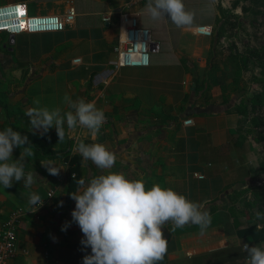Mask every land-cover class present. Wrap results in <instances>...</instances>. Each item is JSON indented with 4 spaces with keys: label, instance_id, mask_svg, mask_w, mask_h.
<instances>
[{
    "label": "crops",
    "instance_id": "obj_1",
    "mask_svg": "<svg viewBox=\"0 0 264 264\" xmlns=\"http://www.w3.org/2000/svg\"><path fill=\"white\" fill-rule=\"evenodd\" d=\"M16 1L20 0L0 3ZM25 1L30 29L15 36L0 33V97L7 96L6 107L0 105V130L10 126L28 137L35 156L20 163L26 173L34 171L38 177L30 189L23 180L14 181L10 188L0 185V221L18 207L25 210L17 227V256L10 264H51L47 251L62 264H83L84 255L91 254V248L81 244L83 233L72 220L75 200L68 185L73 164L67 166L66 158L56 157L69 150L77 135L85 144H103L116 156L114 167L102 170L77 153L78 174L86 184L90 178L118 172L142 180L146 188H171L211 214L212 223L203 234L197 225L172 231L174 225L166 224L168 250L158 264H249L244 243L264 247V241L256 243L239 235L229 209L243 212L240 228H245L248 210L246 201L240 202L245 193L234 192L247 188L239 184L254 174L248 162L257 152L256 141L239 139L248 123L236 110L235 92L227 90L229 102L223 103L221 84L231 81L220 73L216 38L193 31L199 25L214 27L221 15L219 0H183L192 21L182 27L167 16L152 20L147 2L132 8L160 48L151 55L148 67L122 68H116L113 46L123 24L117 11L124 0ZM109 13L112 21L107 25L103 16ZM76 58L81 62L75 63ZM214 64L219 67L217 84L210 76ZM65 94L74 101L95 102L104 111L106 120L95 138L79 126L63 142L58 141L55 127L44 135L32 129L25 111L31 107L68 111ZM36 99L39 105L34 104ZM189 118L193 124L185 125ZM247 147L248 156L242 154ZM20 152V147L14 148L13 160L19 159ZM42 162L65 168L58 176L51 175ZM31 192L43 200L35 212L28 204Z\"/></svg>",
    "mask_w": 264,
    "mask_h": 264
},
{
    "label": "clouds",
    "instance_id": "obj_2",
    "mask_svg": "<svg viewBox=\"0 0 264 264\" xmlns=\"http://www.w3.org/2000/svg\"><path fill=\"white\" fill-rule=\"evenodd\" d=\"M146 12L154 21L167 16L177 27L192 21V14L185 9L183 0H147ZM64 103L70 110L63 113L59 107L27 109L25 115L29 117L32 129L40 130L44 135L55 127L58 141L63 142L66 134L70 137L72 130L79 126L88 129L95 138L106 120L104 111L97 108L95 102L83 98L74 101L67 94ZM34 104L39 105V99ZM17 147L21 148L20 157L13 160V150ZM76 151L83 161L90 160L102 170L112 169L116 162L115 154L100 143L80 141L74 154ZM34 156L26 135L10 126L0 130V185L10 188L14 181L23 180L24 187L30 189L38 177L34 171L26 173L20 161ZM42 164L49 174L56 176L61 168H65L52 163ZM87 181L86 184L85 178L77 180L79 190L70 194L75 200L72 220L84 236L81 244L91 248V254L84 255L83 264H158L168 250L163 233L166 224L174 225L172 231L188 224L197 225L203 234L212 223L211 214L203 210V205L171 188L160 185L146 188L142 180H132L111 171ZM42 203L37 193H29L28 204L32 212ZM255 220L264 221V213L257 211ZM255 225L257 231L264 229V224ZM67 226H62V230ZM243 250L249 257V264H264V247L244 243Z\"/></svg>",
    "mask_w": 264,
    "mask_h": 264
},
{
    "label": "rangeland",
    "instance_id": "obj_3",
    "mask_svg": "<svg viewBox=\"0 0 264 264\" xmlns=\"http://www.w3.org/2000/svg\"><path fill=\"white\" fill-rule=\"evenodd\" d=\"M218 3L221 15L214 24V37L217 42L216 56L220 57L219 64L222 65L220 73L225 81L232 82L237 70L236 57L248 56L249 63L247 65L244 66L240 62L242 75L239 90L233 93V97L236 105L243 97L248 101L250 107L249 113L246 114L248 127L245 133L248 134L249 141L255 140L260 130L254 129L253 118L264 116V105L253 107L250 105V100L261 94L264 89V0H219ZM255 146H257V152L255 155L253 154V158L251 156V162H248L252 166L254 174H248V181L239 184L240 188L246 185L249 189L240 200L241 205L244 201L248 204L252 203L254 191H263L264 193V143L256 142ZM249 153H252L250 148ZM242 154L248 156V147L243 149ZM250 165L248 166L249 172H251ZM256 206L262 209L261 213H264L262 204ZM246 208L255 218V213L259 209L250 208L249 205ZM246 220H248V224L251 223L249 218ZM261 223L264 224V221Z\"/></svg>",
    "mask_w": 264,
    "mask_h": 264
},
{
    "label": "built area",
    "instance_id": "obj_4",
    "mask_svg": "<svg viewBox=\"0 0 264 264\" xmlns=\"http://www.w3.org/2000/svg\"><path fill=\"white\" fill-rule=\"evenodd\" d=\"M147 0H124L118 13L122 20L121 32L118 35L117 42L113 46V52L116 55V68L122 67H148L151 61V55L158 52L160 44L153 38V32L150 28L140 25L139 12L132 11V8L142 6ZM74 13V8H71ZM112 21V15L103 16V22L109 25ZM0 33L6 32L10 36H15L26 32L30 29V15L28 2L20 0L11 3H0ZM196 34L206 37L214 35L213 25H199L193 30ZM75 63H80L81 58H76ZM185 125L193 124V119L189 118L184 121ZM81 136L77 135L69 147V155L65 161L67 166L71 165V159L78 151L75 152ZM76 176L74 172L72 176ZM198 178H204V175L195 173ZM49 197L53 192H49ZM25 215L23 207L14 209L7 218L0 221V264H10L17 256V227ZM39 216H37L38 218ZM46 259L51 264H62L59 260L52 259L47 251Z\"/></svg>",
    "mask_w": 264,
    "mask_h": 264
},
{
    "label": "trees",
    "instance_id": "obj_5",
    "mask_svg": "<svg viewBox=\"0 0 264 264\" xmlns=\"http://www.w3.org/2000/svg\"><path fill=\"white\" fill-rule=\"evenodd\" d=\"M240 62H242L245 65H247L249 63V58L248 56H238L236 57V63L235 65L237 66V70H236V74H235V79L228 84H221V89L223 92V103H228L229 102V97L230 95H227V90H231V92H237L239 90V84H240V77L242 75V67L240 65ZM219 71V67L217 65H213L210 71V76L214 78V84L218 83V80H216V73ZM264 81V80H263ZM264 87V86H263ZM196 90L198 91V88H196ZM7 100V96L6 94L1 95L0 97V105H4L5 106V102ZM251 102V106H262L264 105V89L263 92L257 96H255L253 99L250 100ZM249 103L248 101H246V99L243 97L240 102L236 105V110L239 114L246 116V114L249 113ZM253 122H254V129L256 130H260L259 134L255 137V141L258 143H264V116H258V117H254L253 118ZM247 135L248 134H243L240 136L239 139L242 140H246L247 139ZM242 143H244L243 141H241ZM240 142L238 140H236V145L239 144ZM69 155V151H66L64 153H61L59 155H57L56 157H64V158H68ZM49 158H53L52 156H47ZM71 163L73 164V167L71 168V171L76 172V176L73 179V177H70L69 180V185H68V191L70 194L74 193V191L79 187L77 184V180L80 179L79 176V163H80V158L78 154H75L74 157L71 159ZM249 189L245 188L244 190L241 191H236L234 192L236 195H242V193H246L248 192ZM254 200L252 201V203L248 204V202H246V207H248V205L250 206V208H258L256 205L257 204H262L264 206V193L263 191H254ZM260 210V211H259ZM259 212H262V209H259ZM231 215L234 218V225L237 228L238 234L241 235L242 237H251L253 241H255L256 243H260L264 241V229L257 231L256 229V225L258 224L255 222V218H253L254 216L252 215V213L250 214L249 212L248 214V218L249 221L251 222L250 224H248L245 228H240L241 227V215L243 212H240L237 210L236 207H231L229 209ZM246 222H248V220H246Z\"/></svg>",
    "mask_w": 264,
    "mask_h": 264
},
{
    "label": "bare ground",
    "instance_id": "obj_6",
    "mask_svg": "<svg viewBox=\"0 0 264 264\" xmlns=\"http://www.w3.org/2000/svg\"><path fill=\"white\" fill-rule=\"evenodd\" d=\"M0 27H2V24H0Z\"/></svg>",
    "mask_w": 264,
    "mask_h": 264
}]
</instances>
